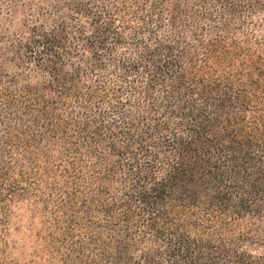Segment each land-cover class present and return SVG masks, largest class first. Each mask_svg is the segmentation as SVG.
Wrapping results in <instances>:
<instances>
[{
    "label": "trees",
    "instance_id": "obj_1",
    "mask_svg": "<svg viewBox=\"0 0 264 264\" xmlns=\"http://www.w3.org/2000/svg\"><path fill=\"white\" fill-rule=\"evenodd\" d=\"M0 264H264V0H0Z\"/></svg>",
    "mask_w": 264,
    "mask_h": 264
}]
</instances>
